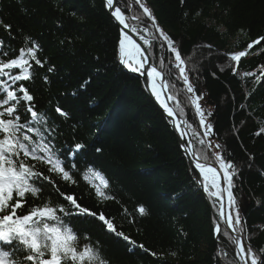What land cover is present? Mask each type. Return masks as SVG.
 <instances>
[{
    "label": "trees",
    "instance_id": "1",
    "mask_svg": "<svg viewBox=\"0 0 264 264\" xmlns=\"http://www.w3.org/2000/svg\"><path fill=\"white\" fill-rule=\"evenodd\" d=\"M142 2L181 52L195 88L189 93L176 79L178 69L169 63L174 55L166 46L151 42V63L164 74L172 108L187 122L203 163L220 167L218 154L233 165V214L238 210L246 246L264 260V0ZM117 7L130 29H137L134 34L150 40L140 31L150 21L131 19L142 13L135 0H117ZM119 32L104 0H0V40L17 54L25 43L39 45L43 67L33 62L34 79L26 87L38 109L50 110L58 146L74 151L76 143L83 144L76 158L80 172L85 162L100 170L111 198L96 197L80 172L73 173L75 185L55 174L51 178L83 207L105 214L129 241L91 216L73 221L75 228L99 242L108 264H234L236 246L222 223L215 237L220 201L209 197L214 216L163 114L143 83L120 66ZM241 52L239 60L232 59ZM193 101L200 104L205 125H212L208 135ZM56 106L67 117L55 113ZM51 195L53 203L67 207ZM244 200L247 210L241 215Z\"/></svg>",
    "mask_w": 264,
    "mask_h": 264
},
{
    "label": "snow or ice",
    "instance_id": "2",
    "mask_svg": "<svg viewBox=\"0 0 264 264\" xmlns=\"http://www.w3.org/2000/svg\"><path fill=\"white\" fill-rule=\"evenodd\" d=\"M135 3L142 9V13L133 14L131 19L137 23H143L144 18L150 21L140 30L148 35L150 40L145 39L143 35L139 37L143 45H148L147 48L134 39L132 33L137 29H130L121 8L114 6V0H106L107 8L114 9L110 15L118 22V27L122 26L118 39L119 64L129 72L138 73L143 77L145 87L150 85V94L160 103L167 117H174V109L168 106L161 92V88H167L169 85L163 83L158 87L156 77H161L162 73L150 63L151 42H158L162 50H165L166 46V50L174 55V61L169 63L178 69L176 79L183 81L189 93H194L195 88L189 82L181 52L174 46V41L159 26L142 0H135ZM127 7L129 11L132 10L131 3ZM261 40H264V37H261ZM38 50L39 45L33 41L31 45H22L17 54L14 47L6 46L4 41L0 40V264H108L99 242H93L87 233L81 236L73 221L91 216L103 222L109 233L122 237L125 241H129V237L117 231L112 220L106 218L105 214H97L83 207L74 194L61 192L57 181L51 178L52 174H55L62 181L77 184L73 173L80 172L76 158L84 145L76 143L74 151L59 147V129L54 118L49 115L50 110L38 109L34 96L26 87V83L34 79L33 62L43 67V62L37 57ZM244 55L245 53L241 52L232 59L239 60ZM160 67H165L163 58ZM167 71L171 74V68ZM166 99L172 100L173 97L167 96ZM193 103L196 112L201 115L200 124L205 127V135H208L212 125H205L200 104L195 101ZM55 113L60 117H67V113L59 106L55 107ZM173 126L177 130L180 129V124L175 123V120ZM185 134L181 132V139ZM185 151L192 154L191 148H185ZM217 159L223 171V181L226 184L224 189L220 187V174L217 169L205 163H195L194 171L198 170L199 176L194 175L193 178L202 183L204 191L210 196L221 198L223 192L227 193L229 211L226 223L233 233H237L228 237L237 246V259L234 264H264V260H261L250 246L245 247L238 234L244 229L238 210L235 214L232 211L234 167L218 154ZM83 168L80 172L81 180L94 190L95 196L102 200L111 198L106 191L110 184L105 175L86 162ZM46 191L50 192L48 197L44 196ZM52 193L62 199L67 207L64 203H53ZM36 201H41V204H36ZM223 207L221 203V222L225 221ZM139 212L144 214L145 208L140 206ZM215 230L217 234L220 232L219 222ZM225 235L228 236V233L225 232ZM140 247L143 248V245Z\"/></svg>",
    "mask_w": 264,
    "mask_h": 264
},
{
    "label": "water",
    "instance_id": "3",
    "mask_svg": "<svg viewBox=\"0 0 264 264\" xmlns=\"http://www.w3.org/2000/svg\"><path fill=\"white\" fill-rule=\"evenodd\" d=\"M104 1H105V4H106V0H104ZM114 6L117 7V0H114ZM106 7H107V5H106ZM112 10H114V9H108V8H107V12H108L109 15H110V13H111ZM110 17H111V19L113 20V22L117 25L118 22L115 21L114 17H112L111 15H110ZM120 27H122V26H120ZM120 27H118L119 30H120ZM132 35H133L134 39L137 40L138 43H140V44L143 45V43H142V42H141V41H140V40H139V39H138L133 33H132ZM143 47H145V46L143 45ZM150 63H151V61H150ZM151 64H152V63H151ZM158 71H159V70H158ZM128 72H129V71H128ZM160 72H161V71H160ZM130 73H131V72H130ZM161 73H162V72H161ZM131 74H132L134 77H136L137 79H139V80L144 84V87H145V79H144L143 77H140V75H139L138 73H131ZM159 80H160V83H159L160 86H161L163 83H165V78H164L163 73H162V76L159 77ZM145 89L147 90V92H148L150 98L152 99V101H153V103L155 104V106L157 107V109L163 114V117L165 118V120H166L168 126L170 127L171 131L173 132V134H174L175 137H176V140H177V142H178V145H179L180 150L182 151V153H183L185 159L187 160V162L189 163V165H190V166L192 167V169L194 170V167H195V163H196V162H200V163H203V162H201V161L198 159V157L195 155V153H194V151H193L192 140H191V138H190V135H189V132H188V129H187V124H186V122L183 121V120H182V119H181V118H180V117L174 112V120H175V123L180 124V129L182 130V132H185V133H186V134L184 135V138L181 139V137H179L177 131L175 130L174 126L170 123V120H169V118L167 117V114L165 113L164 109H163L162 107H160V106H159V105L153 100V98H152V96H151V94H150V92H149V89L146 88V87H145ZM161 92H162L163 96L165 97L166 103L168 104L169 107H171L170 100H167V99H166L167 96H169V95H168V92H167V88H161ZM208 105H212V104L209 102ZM212 118H213V114L211 115L210 120H212ZM185 148H191V149H192V154H189L188 152H186V151H185ZM206 165H207V166L214 167V168L217 169L218 173L220 174V187H221V189H224V188L226 187V184H225V182L223 181V175H222V172L220 171V169H219L217 166H214V165H209V164H206ZM195 172L197 173V177H198L199 175H198L197 170H196ZM197 184H198V186H199V190H200L202 196L204 197V199L206 200V202H207L208 205H209L208 194H207V192L204 191V188H203V186H202V183H198V182H197ZM226 196H227V193H226V191H225V192H223L222 197L224 198V197H226ZM223 202H224V201L221 200V203H223ZM209 206H210V208H211V205H209ZM211 210H212V208H211ZM225 210H226V206L223 207V211H224V212H225ZM246 210H247V203H246V201L244 200V201L242 202V204L239 206V211H240L241 215H244L245 212H246ZM212 212H213V210H212ZM213 214H214V212H213ZM214 216H215V214H214ZM217 222H219V221L217 220ZM222 224L225 226V228L228 230V232L230 233L231 236L237 234V233H233L232 230L228 228L227 223H226V218H225V221L222 222ZM219 226H220V230H221V224H220V222H219ZM218 234H219V233H218ZM218 234L215 233V237H217ZM238 234H239L240 237H241V241L245 244V242H244V240H243V237H242L241 233H238ZM235 246H236V244H235ZM245 247L247 248L246 244H245Z\"/></svg>",
    "mask_w": 264,
    "mask_h": 264
},
{
    "label": "bare ground",
    "instance_id": "4",
    "mask_svg": "<svg viewBox=\"0 0 264 264\" xmlns=\"http://www.w3.org/2000/svg\"><path fill=\"white\" fill-rule=\"evenodd\" d=\"M159 77H156V80H157V82H158V87L160 86L159 85V79H158ZM148 89H149V92H150V85H149V87H148ZM152 96V95H151ZM152 98H153V100L161 107V105H160V103L155 99V97L154 96H152ZM162 98L163 99H165V97L163 96V94H162ZM169 118V120H170V123L173 125V120H174V117H168ZM175 130L177 131V133H178V135H179V137H181V129H179V130H177L176 128H175ZM219 168V167H218ZM220 171H221V169H220ZM197 172H198V170H197ZM222 172V171H221ZM196 175H197V173H196ZM198 175H199V173H198ZM222 175H223V172H222ZM215 198H217V197H215ZM210 198L208 197V201H209V205H210V200H209ZM221 200H223L224 202H223V206H226V210H225V212H224V214H225V218L227 217V213H228V211H229V208H228V198H227V196L226 197H222V199ZM221 209V208H220ZM219 209V210H220ZM235 244V243H234Z\"/></svg>",
    "mask_w": 264,
    "mask_h": 264
},
{
    "label": "rangeland",
    "instance_id": "5",
    "mask_svg": "<svg viewBox=\"0 0 264 264\" xmlns=\"http://www.w3.org/2000/svg\"><path fill=\"white\" fill-rule=\"evenodd\" d=\"M129 73V72H128ZM131 74V73H130ZM132 75V74H131ZM164 75V74H163ZM136 78V77H135ZM182 152V151H181ZM220 208H221V206H220ZM232 211H233V208H232Z\"/></svg>",
    "mask_w": 264,
    "mask_h": 264
}]
</instances>
